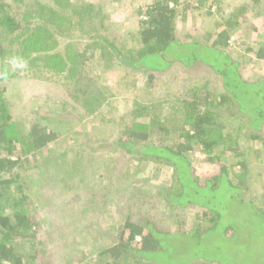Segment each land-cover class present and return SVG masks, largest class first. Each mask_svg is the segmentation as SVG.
<instances>
[{"label": "trees", "instance_id": "trees-1", "mask_svg": "<svg viewBox=\"0 0 264 264\" xmlns=\"http://www.w3.org/2000/svg\"><path fill=\"white\" fill-rule=\"evenodd\" d=\"M116 1L0 0V264H264L258 250L241 255L256 246L254 229L246 234L217 207L234 202L264 225V201L247 195L248 159L264 147V77L245 78L228 55L237 49L264 62V16L260 26L251 21L259 0L231 7L150 0L128 40L104 23ZM97 15L98 30L90 20ZM217 16L203 37H180V21L194 19L201 31ZM72 29L89 42L58 49ZM260 29L262 41L230 44L240 31L244 39ZM95 51L103 77L107 62L140 73L142 88L125 107L85 73ZM11 56L27 61V76L40 72L62 86L72 104L65 119L31 98L10 109ZM86 121L114 129L111 148L88 146ZM64 122L63 133L56 126ZM146 161L169 168L170 183L141 182L136 173ZM40 173L73 192L61 185L43 195L34 187ZM261 185L264 198V178ZM112 207L114 222L105 227Z\"/></svg>", "mask_w": 264, "mask_h": 264}, {"label": "rangeland", "instance_id": "rangeland-1", "mask_svg": "<svg viewBox=\"0 0 264 264\" xmlns=\"http://www.w3.org/2000/svg\"><path fill=\"white\" fill-rule=\"evenodd\" d=\"M87 1L93 2L95 0H87ZM149 1L150 0H117L115 3L109 4L108 9L106 8L105 16H104V20H105L104 23L108 25L109 24L108 21H111L113 24L111 26L112 32L118 36L125 35L128 40L129 35H130L128 32V29L132 30L135 27L136 22L138 20L137 19L138 16L136 15H139L140 13L145 12L144 5L145 6L148 5L150 3ZM197 1L198 0H188L186 1V3L189 5L196 6L194 3H197ZM220 1L222 3V7H225V6L231 7V6H234V4H236L237 2H244L248 0H220ZM123 2L126 3V7H124ZM211 8H210V13L213 12L214 10L212 8V11H211ZM117 11L124 12V16L118 17V15L115 14ZM201 11H203L204 13L206 12V9L202 8ZM252 13L254 14V18L251 19L252 23L255 26H260L262 23L261 19L264 16V0H259L258 5L254 8ZM212 15H215V14H212ZM248 15H250V11H248ZM98 16L99 15L95 16L93 19H90L91 21L93 20V22L95 23V26H96L95 29L97 30L99 29L98 21L96 19V17ZM216 20H218V16L215 18L211 17L210 21H207L206 23H203L201 25V31H198L199 22L195 21L194 19L193 20L187 19L184 22L180 21L178 23V26L180 27L179 29L180 37L182 39L201 38L206 34L207 31L210 32L212 30L214 23H217ZM97 30L91 32L90 35L98 36L99 34H95ZM66 34L67 36L63 37V39L59 41L58 49L60 50L63 47L62 46L63 43L67 41L73 42V43L79 42V40L81 43L83 41L89 42V37H85L83 34L79 33L77 30L72 29L70 30L69 33H66ZM236 37L237 39L236 38L233 39L232 37L230 44L232 43L234 46L235 45L239 46L242 40L248 43L253 42L255 39L262 41V29L251 34V37L249 38L243 39L241 36V31L238 36L236 35ZM119 39L125 40L124 38H119ZM100 42H101L100 39H96V41L95 40L91 41V43H99V44ZM83 47L85 46H82V48ZM133 47H135V42H133L129 48H133ZM236 50L237 49H235V51L233 50L228 55L232 57L233 59H236L242 63V68H240V70L243 73V76L245 77L247 75L248 76L247 78L252 79V80H254L255 78L256 79L263 78L264 77V62L256 61L250 54H246L244 56V53L242 52V50H238V51ZM7 60L9 61V59ZM107 65L111 66V69H109L105 73V76L103 77L102 76L103 74L100 73L103 67L102 62L101 60H99L98 53L95 51L88 65L85 68V73L88 76L95 79L96 81H100L104 87H107L109 93L111 92L115 94V97L117 98V100L121 103L123 107H125L127 105L126 102L129 101L128 99H131L130 97L134 96L136 92L141 90L142 88L141 75L137 71H129V73H127L128 69H125L123 67H118L110 62H107ZM8 67H9V70L14 74L13 75L14 77H12V84H10L9 86L11 92L7 96V99H6V103L8 104L10 109L12 108L13 105L17 106L18 102L20 103L21 101H23V99L31 98L34 101H37V102L40 101V103L45 107L48 106L49 109L53 111V113L64 114L63 119L67 117L70 110H72V104L69 102L66 94L61 88L62 86L59 83L55 82L54 80H44L45 74L43 78L40 72L37 73V77H41V78L33 79L30 76H27V73L24 70L12 69L10 63ZM122 76H124L125 78H121ZM117 80H118V83L123 82L122 91L120 93H118V88L116 89ZM60 83H62V81H60ZM254 101H258V100L254 99ZM86 122H84L86 123V125H83L81 133L85 135L84 137L85 140L90 141L88 146L92 147L93 146L92 144L97 142L99 143V145H103L104 148L105 147L111 148L110 143L115 139V136H116V132L114 131V129L111 128L110 126L93 127V125H91V122L89 123L88 121ZM56 129L58 130L61 129L64 133L68 130V127H67V124L64 122L56 126ZM72 132L74 131H71V133ZM68 136L70 138L71 134H69ZM62 141L60 142V145ZM65 146L67 145L62 144L60 148H65ZM14 147H16V149L18 150V144L15 143ZM260 151L261 152H259V156L251 155L250 158L248 159L249 160L248 170H249V178H250L249 179L250 180L249 181L250 190L248 191V194H247V195L253 194V196L255 197L254 200L259 205L263 203L264 201V198H261L263 194L262 189H261L262 187L261 180L264 178V147H261ZM29 161H32V160L29 159ZM226 165L229 166L228 163H226ZM52 167H54V164H52ZM140 167L141 168H139L138 172L136 173V176L140 179L141 182L149 181L148 184L152 183V185H160L161 183L162 184L170 183L172 174L169 168L168 169L165 167L159 168V166L155 167L154 164L150 161L142 162ZM36 171L38 172V170ZM36 179H37V184L34 187L35 189L39 188V191L42 192L43 195L45 193L47 195L54 193V192H49V189L51 188V186L54 188L55 192L57 193L61 189V185L65 186L64 187L65 190L70 189V191L73 192V190H71L69 185L67 184L65 185V183L59 185L56 178H52L51 176H48L45 173H40V177ZM67 182L74 184L73 180H70ZM143 188L145 189L146 187L143 186ZM47 195H45L44 197H46ZM63 195H65L63 196V199H66L67 194H63ZM235 205L236 203L234 202L223 201L222 203H219L217 207L223 213H227L229 216H232L235 219V221L239 223L241 227L240 230L243 229L244 230L243 232H245L246 234H249L250 228L254 229V232H255L254 235L257 236L255 240L256 246L250 248L249 250L247 249L243 251L241 255H243L244 257L245 256L249 257V256L254 255L253 252H256L257 250H258L257 255L259 256L260 254L264 255V225L256 222V220L254 224L253 220L251 219L253 215L249 214L250 212L249 209H243L241 211L239 209L234 208ZM46 210H47L46 208L44 210L43 205H42L40 211L43 213ZM114 210L115 209L109 210V211L106 210L104 212L106 221H103V223L105 227L114 222L113 221V217H115ZM40 219L43 221V223L46 222L44 216H40ZM198 264H200V262ZM211 264H215V263H211Z\"/></svg>", "mask_w": 264, "mask_h": 264}, {"label": "clouds", "instance_id": "clouds-1", "mask_svg": "<svg viewBox=\"0 0 264 264\" xmlns=\"http://www.w3.org/2000/svg\"><path fill=\"white\" fill-rule=\"evenodd\" d=\"M9 63L14 70H24L28 67L27 61L20 56H11Z\"/></svg>", "mask_w": 264, "mask_h": 264}, {"label": "crops", "instance_id": "crops-1", "mask_svg": "<svg viewBox=\"0 0 264 264\" xmlns=\"http://www.w3.org/2000/svg\"><path fill=\"white\" fill-rule=\"evenodd\" d=\"M207 22V19H206V21H205V23Z\"/></svg>", "mask_w": 264, "mask_h": 264}]
</instances>
